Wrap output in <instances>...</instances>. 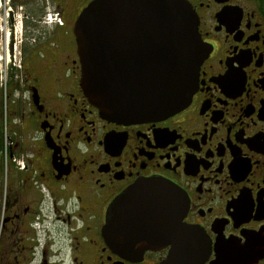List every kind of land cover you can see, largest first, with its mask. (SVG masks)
Wrapping results in <instances>:
<instances>
[{"label":"flooded vegetation","instance_id":"1","mask_svg":"<svg viewBox=\"0 0 264 264\" xmlns=\"http://www.w3.org/2000/svg\"><path fill=\"white\" fill-rule=\"evenodd\" d=\"M92 1L0 0V264H162L177 250L184 264L194 249L198 264H264V0H184L207 53L196 89L136 123L103 118L80 87L73 29ZM145 180L186 210L161 220L149 205L155 247L134 256L103 229Z\"/></svg>","mask_w":264,"mask_h":264},{"label":"water","instance_id":"2","mask_svg":"<svg viewBox=\"0 0 264 264\" xmlns=\"http://www.w3.org/2000/svg\"><path fill=\"white\" fill-rule=\"evenodd\" d=\"M73 34L84 96L103 118L120 123L158 120L184 108L207 56L184 0H93L78 16ZM149 205L158 206L161 220L170 205L177 221L186 210L176 188L141 181L110 205L104 238L112 228L120 252L142 256L153 250L145 229L154 217ZM179 253L170 252L162 264H179ZM193 253L184 264H198L202 258Z\"/></svg>","mask_w":264,"mask_h":264},{"label":"rangeland","instance_id":"3","mask_svg":"<svg viewBox=\"0 0 264 264\" xmlns=\"http://www.w3.org/2000/svg\"><path fill=\"white\" fill-rule=\"evenodd\" d=\"M13 62V60H11ZM9 65L8 64V60L7 59H4V57H0V76H1V82L3 84V87H4V83H5V77H6V68L8 67L9 68ZM4 90V88H3Z\"/></svg>","mask_w":264,"mask_h":264}]
</instances>
